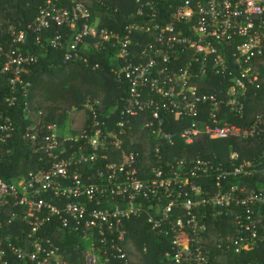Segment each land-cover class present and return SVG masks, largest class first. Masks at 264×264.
I'll return each mask as SVG.
<instances>
[{
	"label": "built area",
	"instance_id": "1",
	"mask_svg": "<svg viewBox=\"0 0 264 264\" xmlns=\"http://www.w3.org/2000/svg\"><path fill=\"white\" fill-rule=\"evenodd\" d=\"M135 4V19L118 30L102 26L84 1L44 0L32 22L11 25V39L0 43L10 104L20 86L28 92L23 71L39 60L25 48L30 31L42 48H66L65 61L89 63L91 52L107 51L117 79L128 83L123 105L106 118L88 98L90 126L75 136H61L59 123L45 132L32 124L23 134L48 165L12 181L0 175V264H131L128 219L141 220L166 245L163 264H234L226 259L264 243V176L254 186L240 180L264 173V148L241 162L232 151L226 163L164 148L200 135L264 141L262 114L247 124L230 119H244L250 90L262 88L264 0ZM214 77L219 88L202 91ZM14 130L12 117L0 113V142L8 144ZM134 130L145 132L151 146L124 154ZM11 152L0 147V163ZM222 214L236 229L223 245L211 234V221ZM72 242L73 251L62 246Z\"/></svg>",
	"mask_w": 264,
	"mask_h": 264
},
{
	"label": "trees",
	"instance_id": "2",
	"mask_svg": "<svg viewBox=\"0 0 264 264\" xmlns=\"http://www.w3.org/2000/svg\"><path fill=\"white\" fill-rule=\"evenodd\" d=\"M81 1H84L92 9L94 18L101 17L102 26L122 30L125 24L133 21L136 17L135 0ZM43 2L44 0H0V43L7 44L11 39L9 33L11 25L20 27L32 22ZM54 30L55 26L48 34L53 35ZM61 30L66 31L69 36L74 32L69 28H61ZM35 35L33 31L29 32V44L25 47L39 55L38 62L27 65L23 71V82H31L28 92H25L20 86L16 94L17 98L10 104L5 100L6 95H10L7 78L0 77V113L11 116L15 126L13 137L9 143L0 142V147L4 151L8 147L12 148V152L0 163V175L8 181H12L15 177L24 175L30 170H38L48 165L40 160L39 154H33L31 146L22 138L32 124L41 127L45 132L49 125L62 124L68 119L72 130L82 132L90 126L89 111L85 106L88 98L94 102L101 117L106 118L107 115L120 109L128 95V83L117 79L113 70L115 64L112 63L111 54L107 51L91 52L89 63L65 61L66 48H42L35 43ZM97 62L100 63V67L94 68ZM214 80L215 84L201 87V90H217L219 78L214 77ZM261 82L262 88L257 93L253 90L249 92L245 118L230 117L231 120L239 124H247L257 114H262L264 117V73ZM167 129L177 132L179 127L169 123ZM131 140H134V145H131ZM263 142V139L259 138L246 141L241 138L210 139L206 135H200L191 144H185L177 138L173 147L165 145L164 148L168 155L170 151L174 155L180 156L193 154L226 163L232 151L238 152V162L258 156L263 151ZM64 144L70 148L73 145L70 141H65ZM144 145L149 148L151 146V141L146 133L139 130L130 131L125 136L124 154L131 150L143 152ZM263 176L264 173L254 178L243 177L240 180L248 186H254L257 184V180ZM13 224L14 229L11 227L10 231H16L17 225L20 223ZM211 224L213 241L216 242L217 238H221L223 245L229 235L235 239L236 229L233 217L227 219L222 214L218 222L212 220ZM126 225L128 229L126 247L129 251L131 264H163V250L166 245L159 242L158 237L148 230L141 220L128 219ZM49 234L51 231L48 232ZM3 246L0 243V249ZM62 246L72 250L73 242L70 246L66 243H63ZM145 246H147V251L144 250ZM72 257H75L74 254ZM226 261L234 264H264V243L259 244L255 250L248 254L245 253L241 257H229ZM111 264H116V261Z\"/></svg>",
	"mask_w": 264,
	"mask_h": 264
},
{
	"label": "rangeland",
	"instance_id": "3",
	"mask_svg": "<svg viewBox=\"0 0 264 264\" xmlns=\"http://www.w3.org/2000/svg\"><path fill=\"white\" fill-rule=\"evenodd\" d=\"M61 125L63 126V128L61 127V133H63V135L66 136V137H69L71 135H74L75 136V135H77V134L80 133V131H78L79 132L78 133V132L73 131L70 128L69 120L68 119L65 122H63ZM64 132H65V134H64ZM61 136H62V134H61ZM84 244H85V246H86L87 249H90V240L89 239H85L84 240Z\"/></svg>",
	"mask_w": 264,
	"mask_h": 264
},
{
	"label": "crops",
	"instance_id": "4",
	"mask_svg": "<svg viewBox=\"0 0 264 264\" xmlns=\"http://www.w3.org/2000/svg\"><path fill=\"white\" fill-rule=\"evenodd\" d=\"M0 63H1V60H0ZM61 127L63 128V126L61 125ZM71 130V129H70ZM74 131V130H73ZM64 134H65V132H64ZM62 135H63V133H62Z\"/></svg>",
	"mask_w": 264,
	"mask_h": 264
}]
</instances>
